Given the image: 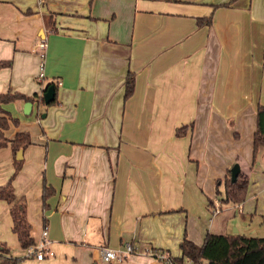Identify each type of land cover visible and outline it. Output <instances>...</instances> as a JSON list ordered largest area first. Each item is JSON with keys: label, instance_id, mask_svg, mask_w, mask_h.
<instances>
[{"label": "crops", "instance_id": "obj_1", "mask_svg": "<svg viewBox=\"0 0 264 264\" xmlns=\"http://www.w3.org/2000/svg\"><path fill=\"white\" fill-rule=\"evenodd\" d=\"M3 60L0 92L39 95L51 82L56 94L28 114L24 100L1 104L18 119L5 136L25 130L31 140L14 191L25 196L33 238L45 226L54 251L19 264H166L154 251L179 257L184 236H264V149L253 158L264 0H0ZM235 162L248 173L245 198L213 212L207 198L218 205L215 181ZM12 172L7 144L0 185ZM43 179L55 189L45 208ZM11 225L0 199V241L23 255ZM127 242L133 250L121 261H101L100 247Z\"/></svg>", "mask_w": 264, "mask_h": 264}, {"label": "trees", "instance_id": "obj_2", "mask_svg": "<svg viewBox=\"0 0 264 264\" xmlns=\"http://www.w3.org/2000/svg\"><path fill=\"white\" fill-rule=\"evenodd\" d=\"M198 24H209L211 15L199 17ZM10 60L0 61V67L9 65ZM52 84L48 82L44 88ZM124 97H128L133 92L134 75L128 71L124 77ZM24 100L36 101L37 105H46L56 102V94L49 103H45L42 94L27 96L17 91L8 89L0 92V147L9 144L13 154V172L8 180L0 185V199L7 203V210L11 217V229L16 234L17 240L21 248H25L34 242V238L30 233L31 225L26 217V199L23 193H16L12 184V179L17 171L21 168L23 157L16 158V152L23 150L30 142L28 131H17L11 139L5 136V129L10 123L17 124L18 119L12 117L2 106V103ZM184 126L177 128L176 133L181 134ZM264 149V105H258L255 114V130L253 132V158L258 156V152ZM216 196L219 204L230 203L238 204L245 198L248 183V173L239 169L236 178L231 180L230 168L227 169L223 179H216ZM222 185V189H218V185ZM55 189L52 185L47 184L43 179L42 182V207H46V200L54 193ZM207 205L214 207L212 199L207 198ZM264 217V216H263ZM45 217L43 221L45 222ZM181 255L179 257H168L176 264H184L185 259L191 260L192 264H264V236L247 235L244 233H212L205 232L202 242L195 243L188 237L184 236L179 243ZM22 260V255L12 252L4 242L0 241V264H18Z\"/></svg>", "mask_w": 264, "mask_h": 264}, {"label": "built area", "instance_id": "obj_3", "mask_svg": "<svg viewBox=\"0 0 264 264\" xmlns=\"http://www.w3.org/2000/svg\"><path fill=\"white\" fill-rule=\"evenodd\" d=\"M43 2L44 0H39ZM46 47V38L42 36L39 38L37 43L35 44V50H38L40 61L38 64V73L36 75L37 80H42L44 77L43 74V58H44V49ZM57 84H60L61 81L57 80ZM42 93H40L41 95ZM213 212L218 211L217 205L213 207ZM51 239L48 236V231L45 226L42 227L40 236L37 239H34V242L27 247L23 248V255L24 257H35L36 259H44L47 257H51L54 255V251L51 248ZM133 250V247L130 243H125L124 247L121 248H112L108 246H102L99 248L100 251V259L103 263L109 262L110 260L121 261L127 253H130ZM155 256L165 262L166 264H176L172 261L168 254L165 251H154ZM21 261V260H20ZM18 262V264L20 263ZM190 264H192L190 260ZM202 264H207L206 261H203Z\"/></svg>", "mask_w": 264, "mask_h": 264}, {"label": "water", "instance_id": "obj_4", "mask_svg": "<svg viewBox=\"0 0 264 264\" xmlns=\"http://www.w3.org/2000/svg\"><path fill=\"white\" fill-rule=\"evenodd\" d=\"M54 94H55V88H54V85L53 84H50L48 85L45 90L42 92V96H43V99H44V102L45 103H49L53 97H54ZM31 110V102L30 101H26L23 105V112L28 114ZM21 153H22V150L19 149L17 152H16V155L15 157L16 158H21ZM239 164L237 162L233 163L230 167V177H231V180H234L236 178V175L239 171Z\"/></svg>", "mask_w": 264, "mask_h": 264}, {"label": "rangeland", "instance_id": "obj_5", "mask_svg": "<svg viewBox=\"0 0 264 264\" xmlns=\"http://www.w3.org/2000/svg\"><path fill=\"white\" fill-rule=\"evenodd\" d=\"M12 252H15V250L12 248Z\"/></svg>", "mask_w": 264, "mask_h": 264}]
</instances>
